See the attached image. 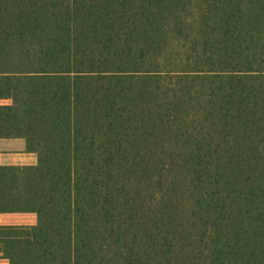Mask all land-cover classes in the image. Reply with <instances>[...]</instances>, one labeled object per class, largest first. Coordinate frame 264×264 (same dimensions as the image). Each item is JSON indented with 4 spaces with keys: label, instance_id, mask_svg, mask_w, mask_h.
Instances as JSON below:
<instances>
[{
    "label": "trees",
    "instance_id": "16d2710c",
    "mask_svg": "<svg viewBox=\"0 0 264 264\" xmlns=\"http://www.w3.org/2000/svg\"><path fill=\"white\" fill-rule=\"evenodd\" d=\"M0 92L9 264H264V0H0Z\"/></svg>",
    "mask_w": 264,
    "mask_h": 264
},
{
    "label": "crops",
    "instance_id": "0c3cea01",
    "mask_svg": "<svg viewBox=\"0 0 264 264\" xmlns=\"http://www.w3.org/2000/svg\"><path fill=\"white\" fill-rule=\"evenodd\" d=\"M12 105V95L0 92V166L37 165L40 158L37 125L7 122L6 109ZM36 222L37 218L33 214H0V229L33 226ZM1 236L0 232V239ZM0 264H9L4 257L1 243Z\"/></svg>",
    "mask_w": 264,
    "mask_h": 264
}]
</instances>
